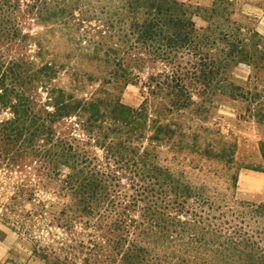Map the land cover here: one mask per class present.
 Instances as JSON below:
<instances>
[{"label":"trees","instance_id":"1","mask_svg":"<svg viewBox=\"0 0 264 264\" xmlns=\"http://www.w3.org/2000/svg\"><path fill=\"white\" fill-rule=\"evenodd\" d=\"M82 2L33 0L21 7L19 0H0V169L30 167L38 183L69 199L54 218L72 233L68 248L77 253L61 259L47 246L33 252L46 264L77 258L80 264H264V203L236 196L244 167L237 143L188 123L202 120L197 93L240 91L224 74L245 60L242 41L218 37L211 25L203 36L181 0H108L104 23L111 32L114 20L121 24L118 38L96 35L118 47L108 57L106 81L80 98L53 83L56 61L46 59L43 38L23 26L31 17L68 25L70 8ZM209 39L223 44L219 56L200 51ZM157 41L174 53L169 68L148 76L139 106L126 104L122 92L154 59ZM185 55L191 58L184 63ZM5 112L10 116L1 117ZM261 152L264 158V142ZM188 165L204 179L192 180ZM39 189L17 184L8 211L39 200ZM38 207L46 212L44 202ZM6 223L21 234L22 225Z\"/></svg>","mask_w":264,"mask_h":264},{"label":"rangeland","instance_id":"2","mask_svg":"<svg viewBox=\"0 0 264 264\" xmlns=\"http://www.w3.org/2000/svg\"><path fill=\"white\" fill-rule=\"evenodd\" d=\"M32 1L19 0L21 7H26L25 5ZM107 1L84 0L78 6L70 8L72 11L66 18L68 25L63 21L52 25L39 23L31 17L23 26L24 33L43 38L42 44L48 52L46 59L56 61L57 75L53 83L80 98L91 97L102 82L106 81L111 71L108 57L115 53V48L118 47L96 35L97 31L101 30L103 35L115 32L114 40L118 38L117 29L121 28V24L114 20L112 23L115 28L111 32L107 30L109 22L104 23ZM181 1L189 5L188 15L192 17L196 27H203L199 30L203 36L208 33L207 28L211 25L216 29L218 37L227 33L231 41L240 40L245 46V60L235 65L237 69H234V72L227 69L224 74L226 82L233 83L235 87L240 86V91L232 90L231 94L219 93L209 87L207 94L197 93L194 96L195 101L203 100L204 109L199 116L202 120L193 119L190 114H187L189 117L186 118L192 119L188 120L190 124L202 123L237 143V162L244 167L240 169L236 196L242 201L264 203V171L260 170L264 168L261 152V143L264 142V0ZM204 44L201 52L209 56L220 55L223 44L213 43L211 39ZM29 47L31 48L28 52L34 54L35 43L32 42ZM23 52V49H20L16 55L21 57ZM150 53L154 59L149 65L139 69L136 82L129 83L122 92V100L126 104L139 106L142 103L144 82L151 73L156 74L168 69L174 55L158 41L152 44ZM11 54L15 55V51ZM188 58L191 57L185 55L184 63ZM8 116V112L1 115ZM170 155L172 154L169 153ZM167 164L179 168L172 162L167 161ZM187 170L192 180L200 182L204 179L203 173L189 165ZM64 171L67 172V169ZM38 180L30 167L0 169V228L7 229L6 222L15 221L22 225L19 228L20 235L31 251L47 246L61 259L72 257L70 252L76 251L68 247L74 245L71 240L73 235L57 226L54 218V214L59 213L63 203L69 199L56 195L50 188L38 183ZM20 183H34L39 186V200L22 202L10 212L8 207L13 204L10 197L16 185ZM57 185L60 186V183ZM40 201L45 203V213L39 210ZM78 229L81 231V228ZM78 255L82 257L80 253ZM81 261V258H77L75 264H80Z\"/></svg>","mask_w":264,"mask_h":264},{"label":"crops","instance_id":"3","mask_svg":"<svg viewBox=\"0 0 264 264\" xmlns=\"http://www.w3.org/2000/svg\"><path fill=\"white\" fill-rule=\"evenodd\" d=\"M232 72L237 69L232 66ZM0 264H46L45 261L31 251L21 235L10 226L0 228Z\"/></svg>","mask_w":264,"mask_h":264}]
</instances>
